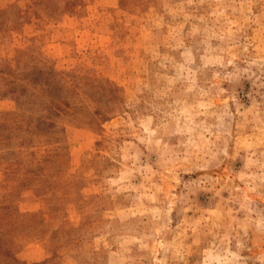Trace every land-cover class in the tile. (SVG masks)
I'll return each instance as SVG.
<instances>
[{
  "label": "rangeland",
  "instance_id": "1",
  "mask_svg": "<svg viewBox=\"0 0 264 264\" xmlns=\"http://www.w3.org/2000/svg\"><path fill=\"white\" fill-rule=\"evenodd\" d=\"M32 67L72 107L33 174L0 158L7 264H264V0H0L13 149L7 72Z\"/></svg>",
  "mask_w": 264,
  "mask_h": 264
},
{
  "label": "trees",
  "instance_id": "2",
  "mask_svg": "<svg viewBox=\"0 0 264 264\" xmlns=\"http://www.w3.org/2000/svg\"><path fill=\"white\" fill-rule=\"evenodd\" d=\"M42 69L43 68L32 67L26 72L19 70H10L7 72L8 80L5 82V85L8 84L9 91L16 102V110L13 111V114L21 116L24 115L25 112H28L24 115L28 121L22 138L24 144L23 148L13 149L0 137V158H6L8 162L5 166L6 169L8 168L7 174H33V167H29L32 161L27 155L33 156L36 154V147L40 145H42L45 152H50L60 147L59 143L63 142V126L56 119L59 118V112H56L57 105L55 104H57L56 102L58 100L60 103H65L67 108H71L72 104L69 103L67 96L58 95L55 90H68V88H64L62 85L58 88L56 86L57 82L53 81L52 73L56 75V73L60 72L53 69H47V71ZM51 71L53 72L51 73ZM39 73H41L40 76L38 75ZM61 73L65 76L70 75V73L66 71ZM36 84H38V86H36ZM75 88H77V84H73L72 90H75ZM33 90H36V92L33 93V97L42 98L46 101L43 106L37 107L38 109L34 108V102L31 97ZM63 114H66V111H64ZM33 136L43 138L39 141L40 143L37 146L32 143ZM23 149L27 151H23ZM7 207V205H0V213ZM25 216V213L16 210L15 218L18 233H25V235L33 234L31 231L32 228L27 224L29 218L25 220ZM28 216H31V214H28ZM0 220H2L0 221V252L5 258L0 261V264H7L6 258L8 254L4 250L8 247L2 238L5 233L3 226L7 224V221L4 220L2 216H0Z\"/></svg>",
  "mask_w": 264,
  "mask_h": 264
}]
</instances>
